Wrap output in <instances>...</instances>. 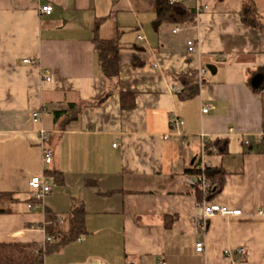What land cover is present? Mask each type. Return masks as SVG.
I'll return each instance as SVG.
<instances>
[{
  "label": "crops",
  "instance_id": "1",
  "mask_svg": "<svg viewBox=\"0 0 264 264\" xmlns=\"http://www.w3.org/2000/svg\"><path fill=\"white\" fill-rule=\"evenodd\" d=\"M170 1L193 12L191 21L154 29L155 0H0V195L11 197L0 199L9 211L0 214V243L42 247L45 211L65 217L82 207L80 241L43 264H264V78L256 91L250 84L264 68V0ZM249 3L255 28L241 20ZM43 4L50 15L39 14ZM95 35L121 47L116 81L100 69ZM201 68L196 94L181 99L178 77L197 84ZM121 92L132 96L130 108ZM71 106L72 120L54 119ZM173 117L183 125L172 127ZM40 129L50 134L48 166ZM201 135L205 171L224 173L210 201H198L191 184ZM216 139L227 142L225 154ZM46 169L61 181L29 210L28 181ZM204 201L241 215L203 221Z\"/></svg>",
  "mask_w": 264,
  "mask_h": 264
},
{
  "label": "trees",
  "instance_id": "2",
  "mask_svg": "<svg viewBox=\"0 0 264 264\" xmlns=\"http://www.w3.org/2000/svg\"><path fill=\"white\" fill-rule=\"evenodd\" d=\"M155 20L153 22V28L157 29L160 24H185L191 21L193 12L185 8L179 3L171 2L170 0H155ZM252 5L249 3L244 6L241 14V20L248 26L255 28L256 24L253 19L247 18L245 13H250ZM97 29L95 25L94 30ZM94 45V51L97 55L98 64L104 75V77L112 82L116 81L118 77V53L121 49L117 41H103L96 35L92 38ZM260 73L264 78V68L260 70ZM180 84L183 86V90L178 93L181 99L188 96L195 95L197 91V84L195 76L187 78L185 76L178 77ZM264 85V82H263ZM256 91L257 89H253ZM102 99L101 101H103ZM121 107L130 108L132 104V96L130 94L120 93ZM101 101L96 103H90L89 106L98 105ZM131 103V104H130ZM77 114V107L75 109L71 106L67 111L63 113H55L54 119L63 117V121L72 120ZM66 123V122H65ZM260 142L264 146V137L260 139ZM214 147L218 155L225 154L227 148V142L222 139H216ZM199 170H194L190 174H196ZM44 175L50 178L54 183L61 181V173L56 170H48L44 172ZM205 175L209 180L211 187L203 195L199 191L195 190V195L198 201L204 198L210 201L217 196L224 184V173L217 168L207 169ZM10 198L9 195H0L1 198ZM32 199H29L28 203H32ZM9 213L8 210L0 208V214ZM84 210L82 207L73 208L65 217H59L53 215L49 211H45V225L44 230L47 235L55 236L57 242L50 245L46 243L44 247L36 244L26 243H0V264H43L44 257L51 253L61 250L66 245L73 241H76L84 233ZM166 226H169L173 220V217H167ZM66 227H64V224Z\"/></svg>",
  "mask_w": 264,
  "mask_h": 264
},
{
  "label": "built area",
  "instance_id": "3",
  "mask_svg": "<svg viewBox=\"0 0 264 264\" xmlns=\"http://www.w3.org/2000/svg\"><path fill=\"white\" fill-rule=\"evenodd\" d=\"M29 1H33V0H29ZM35 1H39V0H35ZM203 9L205 10L206 7H203ZM38 11H39V14L50 15L52 12V6H50L49 4L40 5ZM199 11H200V9H199ZM174 30L178 31V28L176 27ZM139 40H141V38H139ZM194 48H195L194 42L191 40L187 41V43H186L187 53L192 54L194 52ZM24 62L29 63V61H24ZM205 74H206L205 69H203V68L199 69V71L197 72V76H196L197 85L201 84V79ZM173 91L177 92V90L175 88H173ZM207 110H208L207 108L202 109V113H206ZM43 112L45 113L44 109H40V110L35 111L32 114L33 120L39 121L41 119ZM182 125H183V122L180 119H178L176 117L171 118V126L172 127L182 126ZM37 134H38V140H39L40 145H41L42 163H43V165L48 166L51 164V161H52V150L47 145V143L49 141L50 134H49V132L45 131L44 129H40ZM200 139L202 140L201 162H200V168H199L200 170L197 174H195L192 177L191 184L194 187H196L204 195L206 193V191L211 187V184L205 175V166H204V162H203L204 156L206 154L205 136L201 135ZM243 143L245 145L248 144L246 139L243 140ZM115 146H116V144H113V147H115ZM209 150L212 153H215V149L213 147L209 148ZM28 188L30 190L31 199L33 202L27 204V209L37 210L39 208H42L43 198L46 195L51 193V190H52L51 179L46 177L44 174H41L39 176H33L28 181ZM199 208L201 211L200 213H201V217H202L203 221H205V220H207L210 217H213L215 215L223 216V217H237V216L241 215V211L238 209H228L227 207H224L222 205L214 204V203L206 202V201L201 203L199 205ZM43 230H44V228H43ZM56 239L57 238L55 236H50V235L45 236V240H44L42 247H44V245L46 243H51L53 240L55 241ZM76 241L79 242L80 238L76 239ZM202 250H203L202 243H196L195 244V251L201 252ZM243 252H244L243 249H239L237 251V254L241 255V254H243Z\"/></svg>",
  "mask_w": 264,
  "mask_h": 264
},
{
  "label": "water",
  "instance_id": "4",
  "mask_svg": "<svg viewBox=\"0 0 264 264\" xmlns=\"http://www.w3.org/2000/svg\"><path fill=\"white\" fill-rule=\"evenodd\" d=\"M262 80H263L262 74H257L251 79L250 84L253 88L257 89L262 84Z\"/></svg>",
  "mask_w": 264,
  "mask_h": 264
}]
</instances>
